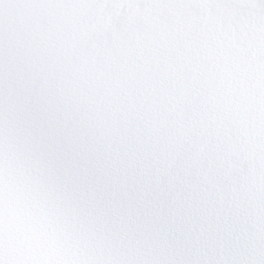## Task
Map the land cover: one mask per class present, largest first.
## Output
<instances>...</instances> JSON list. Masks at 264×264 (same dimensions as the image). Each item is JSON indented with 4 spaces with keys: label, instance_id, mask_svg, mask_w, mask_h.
<instances>
[{
    "label": "snow or ice",
    "instance_id": "obj_1",
    "mask_svg": "<svg viewBox=\"0 0 264 264\" xmlns=\"http://www.w3.org/2000/svg\"><path fill=\"white\" fill-rule=\"evenodd\" d=\"M0 264H264V0H0Z\"/></svg>",
    "mask_w": 264,
    "mask_h": 264
}]
</instances>
